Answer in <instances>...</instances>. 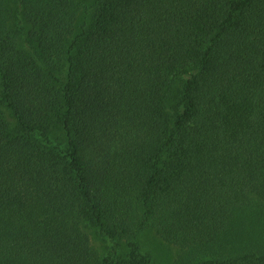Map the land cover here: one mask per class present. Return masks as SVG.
Wrapping results in <instances>:
<instances>
[{"label": "trees", "instance_id": "1", "mask_svg": "<svg viewBox=\"0 0 264 264\" xmlns=\"http://www.w3.org/2000/svg\"><path fill=\"white\" fill-rule=\"evenodd\" d=\"M148 230L264 264V0H0V264H159Z\"/></svg>", "mask_w": 264, "mask_h": 264}, {"label": "rangeland", "instance_id": "2", "mask_svg": "<svg viewBox=\"0 0 264 264\" xmlns=\"http://www.w3.org/2000/svg\"><path fill=\"white\" fill-rule=\"evenodd\" d=\"M91 2L92 0H86ZM144 246L149 249L152 255L156 258L159 264H168L170 257L173 255V250L170 246L164 244L157 236H154L151 230L145 232ZM92 242L102 251L104 247V242L98 237H94V234L91 235Z\"/></svg>", "mask_w": 264, "mask_h": 264}]
</instances>
